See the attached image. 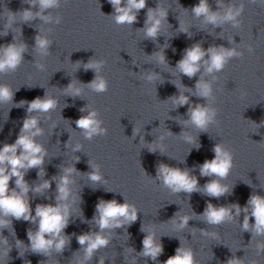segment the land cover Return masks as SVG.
<instances>
[{
  "label": "clouds",
  "instance_id": "obj_1",
  "mask_svg": "<svg viewBox=\"0 0 264 264\" xmlns=\"http://www.w3.org/2000/svg\"><path fill=\"white\" fill-rule=\"evenodd\" d=\"M23 2L31 5V7L15 13L7 9L2 36H7L8 30L13 29V25L17 22V15L25 23L39 19L43 25L61 24L62 16L53 15L51 11L61 7V0H23ZM108 2L114 9L110 16L119 26H132L138 22L139 12L147 7V0H108ZM249 2L251 4L260 3L264 6V0H249ZM215 3L216 10H213L209 0H199L198 4L191 7L190 12L195 19L201 21L202 25H211L214 29L221 28V33L225 25H231L232 28L242 26L241 17L245 11V4L242 0L239 4L231 2V0L228 3L225 0H215ZM34 8L38 10L34 11ZM167 17L168 9L159 3L155 8L147 7L144 26L138 30L144 32L146 39L155 41L161 33L163 24L167 22ZM178 29L179 32L191 36L190 27L186 26L182 20H179ZM52 31V28L38 27V32L34 37V51L41 58L51 54L50 48L53 41L49 38L48 33ZM228 43L236 46L225 47L222 44H213L204 48L202 42H196L185 48L182 58L176 62L175 69L189 79L199 74L194 85V91L180 82H175L179 94L168 98L176 108L188 106L187 119L181 121L185 128L191 126L201 132H206L209 126L219 124V110L214 106L216 96L213 85L219 79L216 74L221 73L232 59L244 56V52L239 50V44L232 37L228 38ZM27 50L28 45L22 41L17 42V36L13 37L12 43L0 45V74L16 72L24 62V53ZM247 51L251 54L254 53L255 49L249 44ZM151 57L158 64L168 63L163 50L153 53ZM105 64L104 59H90L84 67L85 70L94 71V78L86 85L72 80L64 89V93L73 98L81 97L85 88L97 94L106 93L109 89V82L101 74ZM35 67L44 71L46 66L42 62L36 61ZM209 76L211 79H206ZM141 79L152 83L159 80L160 75L157 72H146L141 76ZM185 93L202 98L205 103H192L190 95H185ZM14 96L15 91L10 85L0 83V104H13ZM15 105L17 107L27 105V115L23 119L22 127L15 142L4 143L0 147V245H3L2 254L9 257L12 250L8 238L3 235V230L11 228L12 234L16 235L13 220H23L37 225L35 230L32 228L27 230L28 248L33 253L49 257L53 252L62 253L70 243V237L65 234V229L69 225L74 205L77 204L78 197L74 194L72 186L76 183L74 175L79 173L74 165L64 166L62 174L59 176L43 179L45 176L43 165L48 155V149L37 140V137L44 135V128L41 127V114H50L55 111L59 105L58 99L45 92L43 97L38 96L31 101L21 100ZM79 111L86 113V115H81L74 123L84 139L91 141L95 137L107 135L108 129L103 126L104 121L100 118V113L95 107L88 104L80 108ZM47 119H51V116L48 115ZM52 127H56V125L53 124ZM139 132L140 129L135 128L133 135L136 136ZM171 136L173 133L166 130L158 137L159 145L153 143L149 151L155 152L159 149L161 153H164L163 141ZM179 138L188 144L196 143V138L188 131L182 130ZM70 141L71 138L65 145L67 148H71L74 153L82 151L83 145L81 143L77 142L72 145ZM196 147L198 149L199 144ZM212 151L215 154L214 158L206 159L199 165V170L201 176L212 178L204 184L203 194L219 199L221 196L230 194L229 185L222 183V181L229 176L234 167V156L231 149L223 143L215 144ZM75 159L79 161L78 156ZM89 166L91 168V171L87 172L89 181L95 184L107 183L98 163L89 161ZM30 169H38L37 175L42 179L41 183H28L25 176ZM13 178L15 187H10V181ZM157 180L163 188L173 194L183 192L190 196L193 192L201 191L197 177L191 175L188 169L172 167L163 162L156 167V177L153 182L155 183ZM53 181L56 183L55 203H37L33 214L29 193L43 194L51 188ZM139 212L137 206L126 199L123 203H119L116 199H99L95 206V214L92 217V222L98 231L92 230L79 235L73 233L83 252L82 256H76L75 264H88L92 261L100 249L109 246L113 230L132 225L137 221ZM241 213H243L242 223L238 219ZM194 215L196 214L175 213L170 221L173 230L183 231L188 227L189 221L193 219ZM199 218L207 225L212 226L237 221L242 232L251 233L250 244L255 237H264V196L253 192L243 207L239 203L217 206L209 201ZM252 218H254V223H250ZM140 230L146 235L142 240L143 247L139 255L157 261L164 251L162 243L157 240L155 231L151 228L146 230L142 225ZM195 231L193 229L194 233ZM199 231L202 236L217 240L220 238L216 231H209L208 229H200ZM15 244L17 249L25 245L20 239H16ZM255 248L257 255L264 253V241H257ZM127 251L133 252L134 249L128 248ZM19 256L23 257L20 252ZM25 264H31V261H25ZM40 264H45V262L41 261ZM99 264H105L103 256L99 257ZM163 264H199V262L196 259L194 249L184 246L181 241V245L175 250V255L169 256ZM226 264H258V261L255 259L246 261L244 257L238 258L233 253L227 259Z\"/></svg>",
  "mask_w": 264,
  "mask_h": 264
}]
</instances>
